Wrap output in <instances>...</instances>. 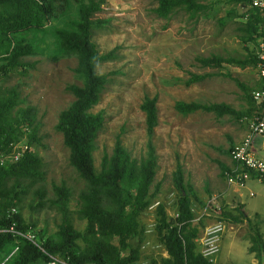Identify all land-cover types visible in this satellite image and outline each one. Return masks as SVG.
<instances>
[{"label": "rangeland", "instance_id": "1", "mask_svg": "<svg viewBox=\"0 0 264 264\" xmlns=\"http://www.w3.org/2000/svg\"><path fill=\"white\" fill-rule=\"evenodd\" d=\"M198 1L207 6L202 12L191 14L179 8L163 18L154 13V0H102L101 9L94 15L103 21L92 31L91 41L98 53L113 50L109 59L96 63L95 71L115 70L107 75L110 81L90 107L91 112L103 115L92 151L95 171L99 169L102 152H110L116 135L130 157L138 161L145 156L148 137L139 104L145 95L156 96V124L149 137L155 155L148 188L154 194L153 202L139 215L138 230L142 227L143 231L130 240V244L139 246L138 253L147 262L165 255L153 229L154 207L156 201H161L167 215L174 213L178 193L172 171L177 163L183 182L190 185L187 193L200 200H192L194 224L201 227L216 219L225 220L223 211L235 212L231 206L233 184L225 181L221 165L230 163L226 149L233 141L232 133L241 126L238 117L201 109L181 113L173 104L176 100L223 102L238 110L245 109L255 81L253 66L226 62L204 66L198 58H248L255 40L246 39L244 31L242 14L248 9L246 0ZM69 16L74 17L73 11ZM48 23L68 27L63 19H50L45 24ZM24 35L35 38L36 50L21 57L23 66L10 73L4 85L14 84L17 89L18 100L10 111L11 117L19 109L32 108L36 140L30 148L39 157L42 172L33 179H19L15 207L21 218L31 221L32 227L45 238L58 229L63 219L74 229L83 227L75 210L77 195L86 182L69 163L68 148L54 127L59 112L73 99L66 84H79L80 79L72 70V54L48 55L47 51L54 48L51 31H28ZM190 73L200 74L201 78L186 83ZM61 185L67 189L64 208L57 201L59 193L55 189ZM226 225L228 229L229 223ZM236 226L233 225L234 230ZM261 227L264 229V224ZM243 232L244 226L239 227L237 235L243 237ZM237 242L242 252L239 260L246 262L249 254L241 239L237 238Z\"/></svg>", "mask_w": 264, "mask_h": 264}, {"label": "trees", "instance_id": "2", "mask_svg": "<svg viewBox=\"0 0 264 264\" xmlns=\"http://www.w3.org/2000/svg\"><path fill=\"white\" fill-rule=\"evenodd\" d=\"M101 2L102 0H0V152L8 151L9 142L20 139L29 147L16 161L0 164V228L13 221L20 229H34L31 221L26 222L21 218L15 204L18 201L19 179H33L42 172L39 169L40 159L30 148L36 140V124L32 123L31 107L19 109L16 116H10V111L18 100L17 89L14 84L4 85V81L10 73L21 69V57L36 50L35 38L25 37L24 33L48 29L54 36V48L47 51L48 55L56 57L64 53L72 54L75 58L72 70L79 77L80 83L66 84L65 89L73 99L59 112L54 127L61 133L63 144L68 148L69 163L85 180L86 186L77 195L78 208L75 210L77 216L83 220V227L74 229L63 219L58 229L45 238L36 231L41 246L67 262L78 264H212L198 253L193 240L202 226L192 222L191 204L192 200H200L187 193L190 185L183 182L178 163L172 171L173 186L178 193L175 201L176 215H167L161 201H157L154 207L153 229L165 255L160 254L158 258L147 262L145 257L139 255V246L130 244V240L144 229L141 227L138 230L139 215L153 202L154 194L148 192V188L155 168L154 150L149 140L156 124L155 95H145L139 104L144 114L148 137L145 156L138 161L130 157L122 146L119 135H116L110 152H102L99 169L94 170L92 151L102 126L103 115L99 111L91 112L90 107L97 102L104 85L110 81L107 75L115 71H95L96 63L109 59L113 51L111 49L98 53L90 38L92 31L100 27L103 21L102 18L94 16L101 9ZM154 2V13L163 18L179 8L191 14L207 8L206 4L198 0ZM72 11L74 17L70 18ZM242 15H245L246 39L256 40L257 37L264 36V14L249 8ZM50 19H63L68 27L45 24ZM198 61L204 66H217L222 62L244 66L248 63L252 65L254 58L251 51L248 58L211 56L200 57ZM200 78V74L190 73L185 82H194ZM241 86L245 88L242 84ZM173 106L181 113L201 109L213 111L217 115L229 113L236 117L250 116L259 108L252 100L242 110L234 109L223 102L176 100ZM225 168V165H221V170ZM10 179L12 181L8 184ZM55 189L59 193L57 201L64 208L67 189L62 185L55 186ZM10 206H14L16 211L7 214ZM231 206L235 212L223 211L222 217L230 222L245 221L250 225L242 205L233 202ZM251 230L248 250L254 252L257 258L255 264H264V242L256 227H251ZM13 244H17L18 248L9 264H33L47 259L29 240L0 230V257Z\"/></svg>", "mask_w": 264, "mask_h": 264}, {"label": "built area", "instance_id": "3", "mask_svg": "<svg viewBox=\"0 0 264 264\" xmlns=\"http://www.w3.org/2000/svg\"><path fill=\"white\" fill-rule=\"evenodd\" d=\"M247 8H251L260 14H264V0H246ZM245 17V15L243 16ZM254 63L253 70L257 83L249 90L250 100L257 108L249 117H243L246 122L244 134L228 146L229 164L223 169V176L228 184L241 185L249 177L257 179L264 178V160L257 157L253 152L252 140L255 136L264 135V36H259L255 40L253 49ZM9 149L0 152V164L16 161L23 152L28 149V145L23 139L9 142ZM157 201L155 202V204ZM15 207L10 206L7 214L15 212ZM172 216L176 215L174 211ZM225 229V221L216 219L204 224L197 236L193 238L197 245L198 253L205 259L213 262L219 250L220 238ZM0 230L9 232L12 236H20L36 245L47 259L33 264H78L70 263L59 257L56 253L46 251L36 236V230L32 228L20 229L11 221ZM18 248L13 244L1 257L0 264H9L12 256Z\"/></svg>", "mask_w": 264, "mask_h": 264}, {"label": "crops", "instance_id": "4", "mask_svg": "<svg viewBox=\"0 0 264 264\" xmlns=\"http://www.w3.org/2000/svg\"><path fill=\"white\" fill-rule=\"evenodd\" d=\"M253 49V48H252ZM255 75V73H254ZM257 83V79L255 76V81L253 86ZM252 86V87H253ZM251 87V88H252ZM248 106V105H247ZM235 109V108H234ZM243 117H249L248 115H241L238 117V121L241 124L239 129H235L232 133L233 141L239 139L246 130V122ZM232 141V142H233ZM231 142V143H232ZM230 144V143H229ZM253 152L257 157H260L264 160V135L255 136L252 140ZM228 154V149H227ZM231 193L234 202H239L242 205V208H246V216L250 221V225L245 221L240 222H230L228 220L225 221V229L221 235L219 250L215 256L214 262L212 264H226L225 262H233L234 264H255L257 262V258L254 255L253 251L248 250V246L251 242L250 238L252 235L251 227H256L258 232L261 235L262 241L264 242V229H262V225L264 224V178L257 179L254 177H249L241 185H231ZM249 200V203H248ZM223 220V219H222ZM226 222L229 223V228L227 229ZM236 224L235 231L233 225ZM245 228V232H243V237H239L238 234L239 227ZM227 231V232H226ZM237 238L241 239L245 246V252L249 255L248 260L246 262H240L241 251L239 250V244L237 242ZM234 248V249H233ZM238 249V251H236Z\"/></svg>", "mask_w": 264, "mask_h": 264}]
</instances>
